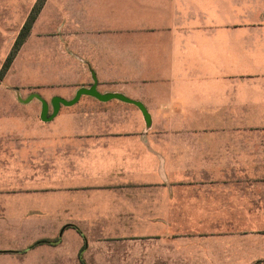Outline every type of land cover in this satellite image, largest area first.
<instances>
[{
  "label": "crops",
  "instance_id": "1",
  "mask_svg": "<svg viewBox=\"0 0 264 264\" xmlns=\"http://www.w3.org/2000/svg\"><path fill=\"white\" fill-rule=\"evenodd\" d=\"M37 4L0 0V70L35 15L0 80V264H162L182 236L264 264V0ZM90 70L150 128L115 99L43 122L16 98L70 99Z\"/></svg>",
  "mask_w": 264,
  "mask_h": 264
},
{
  "label": "water",
  "instance_id": "2",
  "mask_svg": "<svg viewBox=\"0 0 264 264\" xmlns=\"http://www.w3.org/2000/svg\"><path fill=\"white\" fill-rule=\"evenodd\" d=\"M92 83L88 86H80L75 90V93L72 98L65 99L60 96H53L49 101L45 100L39 93L31 92L26 97H21L18 89H14L17 100L20 103L26 104L32 101L33 99L37 100L40 103V112L39 118L41 121L46 122L50 121L59 111L60 106H70L78 101L82 95L90 96L98 101L106 102L112 99L122 101L125 103H130L135 105L141 112L142 119L144 121L145 130L150 128L151 125V116L147 111L146 107L142 102L138 100L131 99L125 96L121 92L117 91H105L100 92L97 89V80L94 73L90 70Z\"/></svg>",
  "mask_w": 264,
  "mask_h": 264
},
{
  "label": "rangeland",
  "instance_id": "3",
  "mask_svg": "<svg viewBox=\"0 0 264 264\" xmlns=\"http://www.w3.org/2000/svg\"><path fill=\"white\" fill-rule=\"evenodd\" d=\"M181 239L179 256H176L177 252L175 248V255L172 256V251H170V255L165 257L162 264H206V261L211 258L212 260L217 259V257L207 252L202 254L200 249L196 247L195 243L193 245V242H191L192 240H189L187 236H182ZM170 246L171 245H165L164 248L167 249ZM170 250H172L171 247ZM218 258L220 259V257Z\"/></svg>",
  "mask_w": 264,
  "mask_h": 264
},
{
  "label": "trees",
  "instance_id": "4",
  "mask_svg": "<svg viewBox=\"0 0 264 264\" xmlns=\"http://www.w3.org/2000/svg\"><path fill=\"white\" fill-rule=\"evenodd\" d=\"M43 0H38V4H37V9L39 7V5L41 4ZM35 19V15L31 14L27 17L25 23L23 24L22 28L20 29L14 44L11 48V51L9 53V55L6 57V59L4 60V63L2 64L1 70H0V80L2 75L4 74V72L6 71V69L8 68V66L10 65L12 58L14 56V54L16 53V51L19 49V47L21 46V44L24 42L25 38L27 37L28 33H29V29L30 26L32 24V22ZM57 240H47V239H43V240H38L36 241L33 246L37 245V244H42V243H56ZM79 258L81 259V252L79 254Z\"/></svg>",
  "mask_w": 264,
  "mask_h": 264
}]
</instances>
